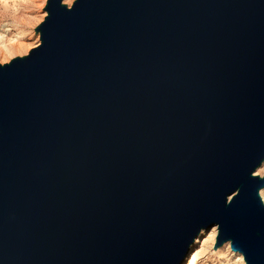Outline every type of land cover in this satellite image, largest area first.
I'll return each instance as SVG.
<instances>
[{"label": "water", "instance_id": "water-1", "mask_svg": "<svg viewBox=\"0 0 264 264\" xmlns=\"http://www.w3.org/2000/svg\"><path fill=\"white\" fill-rule=\"evenodd\" d=\"M52 12L0 70V264H181L214 226L264 264V0Z\"/></svg>", "mask_w": 264, "mask_h": 264}, {"label": "rangeland", "instance_id": "rangeland-1", "mask_svg": "<svg viewBox=\"0 0 264 264\" xmlns=\"http://www.w3.org/2000/svg\"><path fill=\"white\" fill-rule=\"evenodd\" d=\"M55 1L0 0L1 71L25 65L44 46L46 28L53 18L52 7ZM59 1L60 8L68 13H72L80 2ZM251 178H257L262 183L259 199L264 204V162ZM219 239L218 226L204 228L190 245V251L188 250L181 264H248L243 255L234 251L230 242L221 243Z\"/></svg>", "mask_w": 264, "mask_h": 264}, {"label": "bare ground", "instance_id": "bare-ground-1", "mask_svg": "<svg viewBox=\"0 0 264 264\" xmlns=\"http://www.w3.org/2000/svg\"><path fill=\"white\" fill-rule=\"evenodd\" d=\"M251 177H252V176H251ZM251 177H250V179H252ZM261 184H262V183H261ZM259 191H260V187H259V188H256V195H257L258 197L260 196V192H259ZM261 201H262V200H261ZM261 205L264 207L263 202H261ZM203 229H204V228H203ZM203 229H201V231H202ZM205 229H206V228H205ZM201 231H200V232H201ZM200 232H199V234H200ZM199 234H198V235H199ZM198 235H197V236H198ZM259 237H260V236H259ZM227 240H229V241H227ZM230 240L232 241V243H233V245H234V242H233V238H232V236H230L228 239L223 238V239L220 240V242H221V243H226V242H227V243H228V242L231 243ZM194 241H195V239L193 240V242H194ZM193 242H192V244H193ZM233 248L235 249V251H236L237 253H239V254H241V253L244 254L241 250H239V249H237V248H235V247H233ZM188 250L190 251V246H189V248L187 249V253L189 252ZM187 253H186V254H187ZM242 254H241V255H242ZM185 256H186V255H185ZM244 258H245V257H244ZM246 262H247L248 264H250L249 261H246Z\"/></svg>", "mask_w": 264, "mask_h": 264}]
</instances>
